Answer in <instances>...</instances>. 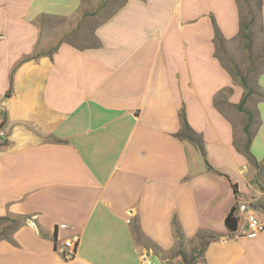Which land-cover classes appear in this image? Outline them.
I'll return each mask as SVG.
<instances>
[{"label": "crops", "instance_id": "0c3cea01", "mask_svg": "<svg viewBox=\"0 0 264 264\" xmlns=\"http://www.w3.org/2000/svg\"><path fill=\"white\" fill-rule=\"evenodd\" d=\"M99 1L0 0V217L18 222L0 264H183L201 232L192 264H264V231L224 224L241 202L264 221V71L249 93L219 54L241 0Z\"/></svg>", "mask_w": 264, "mask_h": 264}, {"label": "rangeland", "instance_id": "374dc122", "mask_svg": "<svg viewBox=\"0 0 264 264\" xmlns=\"http://www.w3.org/2000/svg\"><path fill=\"white\" fill-rule=\"evenodd\" d=\"M101 6H103L102 0L99 1L98 7ZM240 7L243 34L240 39L232 42L230 45H224L221 51L219 49V54L223 63L233 75L239 78H246V81L250 84L253 82L252 78L264 71V31L261 29L259 21L258 0H241ZM251 18L252 22L250 23L249 30H246L245 25ZM65 24L61 20L48 23L54 29L64 27ZM94 25L92 23L85 25V45H93L94 43V38L90 33ZM259 95L261 97L264 93ZM17 224L18 222L15 223V220L10 218H0V238L8 237ZM192 256L193 254L188 259Z\"/></svg>", "mask_w": 264, "mask_h": 264}, {"label": "built area", "instance_id": "2783aa9c", "mask_svg": "<svg viewBox=\"0 0 264 264\" xmlns=\"http://www.w3.org/2000/svg\"><path fill=\"white\" fill-rule=\"evenodd\" d=\"M3 109L0 108V139L7 137L4 129ZM237 228L230 238L239 237H254L264 231V221H261L247 202H241L237 205ZM243 225L241 226L240 223ZM58 229H68L66 224L57 225ZM79 243V236L74 234L57 246V252L60 254L64 262L72 261L76 256V249ZM140 264H155L153 260V252L151 250H144L140 255Z\"/></svg>", "mask_w": 264, "mask_h": 264}, {"label": "trees", "instance_id": "16d2710c", "mask_svg": "<svg viewBox=\"0 0 264 264\" xmlns=\"http://www.w3.org/2000/svg\"><path fill=\"white\" fill-rule=\"evenodd\" d=\"M87 1H91V0H87ZM109 0H102V4L107 3ZM89 13L85 11V15H88ZM252 22V18L248 21V23L245 25L246 26V30H249V26L250 23ZM214 29H215V40L217 41V43L219 44H223L224 43V39L221 36L218 28L216 27V25L214 24ZM241 30H243V25H241ZM242 33V32H241ZM242 82L244 87L249 91V93H252V89L247 85L246 83V78H242ZM264 96V95H263ZM240 109H242V104L239 106ZM248 116H249V122L247 124L246 127V131L248 134V141L250 142L251 139V134L248 132V128L250 127L251 123H252V113L251 112H247ZM180 120H181V124H182V128H183V132H185V136H188L190 139L194 140L196 142V144L198 145L199 149L201 150L202 155L204 156L203 153V148H202V143L199 139V137L193 138L190 137L189 134H192L191 129L189 128L186 120H185V113L184 110L181 109L180 111ZM233 190H234V194L236 195V186H233ZM1 219H8V217H0ZM15 220V219H12ZM225 228L227 229V231L229 232V235L234 234V232L236 231L237 228V218H236V213L234 208L231 209V211L229 212V214L226 216L225 221ZM176 226V223H175ZM178 233V231H177ZM199 238L201 240V246L199 248V250L195 253V255H193L190 259L187 258L186 254L182 251L179 250L178 253L182 258L183 264H192L199 256L202 255L204 249L207 247L208 243L215 239V237H213L212 235L208 234L207 232H201L199 233Z\"/></svg>", "mask_w": 264, "mask_h": 264}]
</instances>
